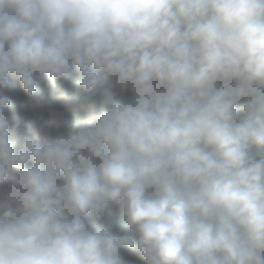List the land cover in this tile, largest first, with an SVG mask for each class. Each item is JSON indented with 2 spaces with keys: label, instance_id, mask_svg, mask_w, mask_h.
<instances>
[{
  "label": "clouds",
  "instance_id": "clouds-1",
  "mask_svg": "<svg viewBox=\"0 0 264 264\" xmlns=\"http://www.w3.org/2000/svg\"><path fill=\"white\" fill-rule=\"evenodd\" d=\"M125 254L264 264V0H0V264Z\"/></svg>",
  "mask_w": 264,
  "mask_h": 264
},
{
  "label": "trees",
  "instance_id": "trees-1",
  "mask_svg": "<svg viewBox=\"0 0 264 264\" xmlns=\"http://www.w3.org/2000/svg\"><path fill=\"white\" fill-rule=\"evenodd\" d=\"M78 76V73L73 77L74 79ZM10 84L12 85V88L10 90L5 91L6 94H11L13 96V99L15 100L17 107L22 109L23 111L29 113L33 116H40L42 115L45 120L51 122L52 129L55 132L57 129L63 130L64 122L67 123H73L78 120H82L87 115L86 108L83 107H77V106H69L66 105L63 101L59 100L57 97H51L53 100V105L55 108V111L57 113L62 114L63 120L55 119L50 112L44 111L41 112V110L36 106L35 101H30L28 97L24 94L22 86L20 85L19 81L14 76L8 77ZM109 84L112 85V82L109 81ZM43 91L45 94H48V89L46 85H41ZM119 99H122L124 101H130L133 99V95L130 91V89H123L119 90ZM4 93V94H5ZM259 159V157H258ZM105 214L109 222L113 225L119 222H123L124 217L121 213V210L119 206H110L105 209ZM93 224H95L94 221H92ZM125 264H141L138 257L135 255H127L124 256Z\"/></svg>",
  "mask_w": 264,
  "mask_h": 264
},
{
  "label": "rangeland",
  "instance_id": "rangeland-1",
  "mask_svg": "<svg viewBox=\"0 0 264 264\" xmlns=\"http://www.w3.org/2000/svg\"><path fill=\"white\" fill-rule=\"evenodd\" d=\"M109 86H111V84H109ZM4 93H5V92H4ZM4 93H3V94H4ZM5 94H6V93H5ZM50 114H52V113H50Z\"/></svg>",
  "mask_w": 264,
  "mask_h": 264
}]
</instances>
